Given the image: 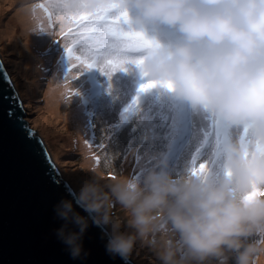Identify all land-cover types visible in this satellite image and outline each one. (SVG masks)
Listing matches in <instances>:
<instances>
[{"label": "clouds", "instance_id": "clouds-1", "mask_svg": "<svg viewBox=\"0 0 264 264\" xmlns=\"http://www.w3.org/2000/svg\"><path fill=\"white\" fill-rule=\"evenodd\" d=\"M105 0H47L56 14L93 11ZM134 10L135 31L175 30L181 40L140 53V73L194 111H204L229 129H250L252 142L231 136L222 145L220 175L180 176L166 161L138 179L117 177L108 185L85 181L74 199L54 206L63 223L55 230L72 259L86 257L84 237L101 230L106 253L127 264L139 242L160 264H257L264 248L250 242L264 234V0H119ZM129 17V15H128ZM130 19V17H129ZM146 83V84H147ZM170 85L171 87H166ZM230 172V175L227 173ZM107 188V191L105 190ZM113 203L128 215L126 231ZM79 207L87 215L76 211Z\"/></svg>", "mask_w": 264, "mask_h": 264}, {"label": "rangeland", "instance_id": "rangeland-1", "mask_svg": "<svg viewBox=\"0 0 264 264\" xmlns=\"http://www.w3.org/2000/svg\"><path fill=\"white\" fill-rule=\"evenodd\" d=\"M41 3L47 6V0H0V53L60 178L75 193L93 179L101 185L111 183L113 176L139 179L162 160L174 176L199 163H207L210 178L220 175L223 154L217 155L216 118L209 122L212 116L204 111L199 113L208 116L206 120L196 117L198 111L166 92L140 91L147 80L134 64L125 65L109 78L99 70L110 71L104 60L88 71L79 61L69 62L64 49L80 48L73 44L76 26L61 21L53 12L49 23ZM26 13L39 20L33 25L39 40L32 45L36 53L33 66L28 48L34 36L26 32L21 17ZM128 15L135 30L131 17L136 13L132 10ZM7 33L11 37L6 39ZM144 34L163 46L181 40L175 30L166 27H149ZM76 55L86 58L88 53L80 50ZM208 126L210 132L206 133L203 129ZM222 127L228 133L227 140L245 135L242 128ZM112 214L125 226L123 230L131 231L126 228L128 215L118 204L113 203ZM250 242L264 248V234L253 236ZM132 257L135 264H160L155 251L139 242ZM257 264H264V252Z\"/></svg>", "mask_w": 264, "mask_h": 264}, {"label": "water", "instance_id": "water-1", "mask_svg": "<svg viewBox=\"0 0 264 264\" xmlns=\"http://www.w3.org/2000/svg\"><path fill=\"white\" fill-rule=\"evenodd\" d=\"M76 193L60 178L0 53V264H124L105 251L101 230L84 237L86 257L74 260L55 230L54 212ZM76 211L87 215L79 207ZM127 264H135L132 254Z\"/></svg>", "mask_w": 264, "mask_h": 264}, {"label": "snow or ice", "instance_id": "snow-or-ice-1", "mask_svg": "<svg viewBox=\"0 0 264 264\" xmlns=\"http://www.w3.org/2000/svg\"><path fill=\"white\" fill-rule=\"evenodd\" d=\"M80 2L86 3L87 0H80ZM39 7L48 14V20L51 23L52 12L44 3L39 4ZM57 18L76 26L77 29L73 44H79L80 48L75 50L73 47L65 48L67 60L69 62L79 61L86 71L95 67L97 61L104 60L110 71H105L104 68H99V70L109 78L114 72L124 70L127 64L142 66L144 57L140 53L159 46L154 40L147 38L143 32L131 28L128 13L121 9L119 0H105L93 11L59 14ZM125 25H128L127 30ZM41 31H43L42 28ZM80 50L86 51L88 56L82 58L76 55V51ZM155 86L154 82H148L141 87L140 91H146ZM165 86L171 87L170 85ZM77 94L75 92V95ZM213 129L215 130L217 155H219L222 152V145L227 142L228 133L217 119L214 120ZM243 132L245 135L240 136L241 142H252L250 129L245 127ZM255 149L264 152V142L256 139ZM208 170L207 163H199L198 166L192 167L191 174L199 176L207 173ZM227 174L230 175V172ZM110 178L115 179L114 176ZM255 195H264V192L250 194V196Z\"/></svg>", "mask_w": 264, "mask_h": 264}, {"label": "bare ground", "instance_id": "bare-ground-1", "mask_svg": "<svg viewBox=\"0 0 264 264\" xmlns=\"http://www.w3.org/2000/svg\"><path fill=\"white\" fill-rule=\"evenodd\" d=\"M17 0H13V3H15ZM17 17H18V22H19V20H20V15L19 14H17ZM21 17H22V20H23V25H24V27L26 28V32L30 35V36H34V38L31 40L32 42H31V45H30V47L28 48L29 49V51H28V54L30 55V61H31V63H30V65L31 66H33V58H34V56L36 57V53H35V51H34V49L32 48V45L35 43V42H37V41H39L36 37H35V34H34V31H33V25H36L38 22H39V20L38 19H31L32 18V16H31V13H30V15H28V13H26L25 15H23V14H21ZM11 37V34L10 33H7V34H5V38L7 39V38H10ZM30 39H31V37H30ZM41 41L42 42H46L47 41V39H41ZM55 95V97L56 98H58V95L55 93L54 94ZM46 96H47V94H46ZM200 115V117H201V119H203V120H206L207 119V117L208 116H206L205 114H203V113H199V111L198 112H196V117H198ZM79 128L81 129V126H79ZM60 151H57V153H59Z\"/></svg>", "mask_w": 264, "mask_h": 264}, {"label": "trees", "instance_id": "trees-1", "mask_svg": "<svg viewBox=\"0 0 264 264\" xmlns=\"http://www.w3.org/2000/svg\"><path fill=\"white\" fill-rule=\"evenodd\" d=\"M210 144V143H209ZM176 158H177V156H176ZM219 164H220V162H219Z\"/></svg>", "mask_w": 264, "mask_h": 264}]
</instances>
